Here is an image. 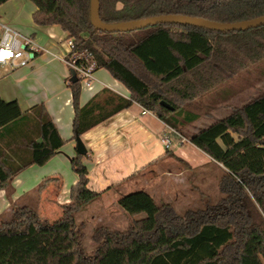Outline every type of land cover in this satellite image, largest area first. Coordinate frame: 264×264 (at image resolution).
I'll list each match as a JSON object with an SVG mask.
<instances>
[{"label":"trees","instance_id":"1","mask_svg":"<svg viewBox=\"0 0 264 264\" xmlns=\"http://www.w3.org/2000/svg\"><path fill=\"white\" fill-rule=\"evenodd\" d=\"M31 1L35 23L59 24L73 38L74 50L85 52L76 63L93 61V70L104 67L129 90L125 96L103 86L80 104L81 78L69 67L74 137L133 102L180 130L199 117L186 105L197 96L209 90L230 93L229 80L241 73L258 70L264 75V24L222 31L159 22L107 31L91 23L90 0ZM162 13L234 21L264 14V0H99L105 22ZM72 74L77 78L71 80ZM188 140L220 166L225 192L221 201L179 213L145 189L122 192L117 202L123 210L129 216L143 215L131 218L126 228L96 226L91 232L95 247L87 253L83 224L76 220L82 203L76 198L88 183L82 160L88 152H77L69 157L78 176L74 200L62 205L59 218H42L32 203H12L7 220L0 213V264H260L243 257L246 237H253L264 258V91ZM63 143L43 101L22 110L17 99L0 96V188L8 196L17 172L60 151ZM164 154L182 159L169 148ZM50 178L42 179L34 191ZM100 193L92 191L91 197Z\"/></svg>","mask_w":264,"mask_h":264},{"label":"crops","instance_id":"2","mask_svg":"<svg viewBox=\"0 0 264 264\" xmlns=\"http://www.w3.org/2000/svg\"><path fill=\"white\" fill-rule=\"evenodd\" d=\"M35 9L36 5L31 0H5L0 3V38L4 33L2 24H7L21 34L30 36L41 46L37 56L26 65H0L3 68L0 70V96L5 100L17 99L22 110L43 101L64 143L60 151L52 152L17 172L11 180L12 190L9 196L4 188H0V213L10 209L14 202L26 204L32 201L38 214L52 221L62 215V205L74 200L73 188L78 180L69 159L77 153L73 136L74 109L68 86L70 68L58 56L65 50L64 40L68 38V32L59 24L35 23L32 18ZM103 86L122 95H129V90L122 82L104 67H99L88 80L81 81L80 104L85 103ZM148 114L151 115V121L155 122L156 118L162 122L161 135H170L173 128L137 102L118 110L80 134L88 152V156L82 158L88 169V183L79 195L83 197L89 194L80 203L87 204L93 198L101 199L113 190L117 192V200L122 192L117 190L116 185L110 188H106L107 186L121 181L151 159L163 157L166 148H161V143L156 144L157 139L153 140V147H149L153 131L150 120L146 117ZM130 144H136V150H131ZM120 153L125 159L116 162ZM134 153H137V160ZM182 159L190 164L188 160ZM45 177L52 178L44 183L38 193L35 192L34 188ZM112 177H117V180L107 184ZM89 185L96 188H89ZM92 191L101 193L91 197ZM30 194H33L34 200L30 199ZM106 206L102 203L103 208Z\"/></svg>","mask_w":264,"mask_h":264},{"label":"rangeland","instance_id":"3","mask_svg":"<svg viewBox=\"0 0 264 264\" xmlns=\"http://www.w3.org/2000/svg\"><path fill=\"white\" fill-rule=\"evenodd\" d=\"M1 69L3 70V68ZM227 85L231 91L224 93L226 94L224 96L219 90L217 93L209 90L187 103L186 105L190 109L199 113V117L192 122L183 123L180 130H170V150H174L177 155L188 160L190 164L172 154H164L162 158L151 159L140 168L135 169L131 176L121 180L116 185L117 190L126 192L134 189H145L158 203L168 202L179 213L190 208L204 207L206 203L215 204L221 201L225 195L220 184L222 170L218 164L210 160L206 153L188 141V135L263 92L264 75L260 74L258 70L241 73L229 80ZM146 117L150 120L151 115L148 114ZM154 119L155 122L149 121L153 131L149 147L151 149L154 144L153 140L157 139L156 144L161 143L160 147L164 148L160 141L163 124L156 118ZM179 143H183V145ZM129 147L131 150L137 148L136 144H130ZM134 154L136 159L137 153ZM124 159L125 157L120 153L116 162ZM193 164L196 166H192ZM115 180L117 177H112L107 184ZM88 187L96 188L90 185ZM116 193L113 190L101 199L93 198L91 202L83 203L85 204H82L83 208L76 212L77 222L83 224L82 243L87 253H91L95 247L91 232L96 226L105 224L115 228H126L131 218L143 215L140 213L129 216L123 212V208L116 200ZM29 197L34 200L33 194H30ZM87 197H89L88 193L83 197L79 195L76 201H84ZM99 201L106 204V208H103ZM31 203L33 204L32 201ZM1 217L4 220L9 219L10 209L1 212ZM255 242L253 237H246L245 249L247 253L244 254L243 258L248 262L256 259L258 263L264 264L263 254L255 246Z\"/></svg>","mask_w":264,"mask_h":264},{"label":"water","instance_id":"4","mask_svg":"<svg viewBox=\"0 0 264 264\" xmlns=\"http://www.w3.org/2000/svg\"><path fill=\"white\" fill-rule=\"evenodd\" d=\"M90 19L91 23L100 30L107 31H126L135 28H140L148 24H155L159 22H177L184 24H192L200 27H206L216 30H231V29H247L264 24V14H260L254 17L234 20V21H219L214 19H208L198 15H188L183 13H162L156 15L145 16L136 19L121 20L117 22H105L100 18L99 14V0H90ZM74 73V72H73ZM77 76L72 74L70 79L74 80ZM162 103L169 108L173 106L162 100ZM76 150L80 154H84L87 148L79 134L75 135Z\"/></svg>","mask_w":264,"mask_h":264},{"label":"built area","instance_id":"5","mask_svg":"<svg viewBox=\"0 0 264 264\" xmlns=\"http://www.w3.org/2000/svg\"><path fill=\"white\" fill-rule=\"evenodd\" d=\"M3 35L0 38V65L9 64L11 66H22L28 64L33 60L41 46L34 41L33 38L27 35L21 34L16 29L10 27L7 24H2ZM65 50L58 56L66 62L69 67H72L77 76L81 78V81L88 80L93 73V61L87 64H78L75 59L84 55V51L74 50V41L72 37H68L64 40ZM11 53V55H5ZM90 56V53H86ZM160 141L165 148L170 146V138L168 133L161 136Z\"/></svg>","mask_w":264,"mask_h":264},{"label":"snow or ice","instance_id":"6","mask_svg":"<svg viewBox=\"0 0 264 264\" xmlns=\"http://www.w3.org/2000/svg\"><path fill=\"white\" fill-rule=\"evenodd\" d=\"M5 55H11V53H6Z\"/></svg>","mask_w":264,"mask_h":264}]
</instances>
